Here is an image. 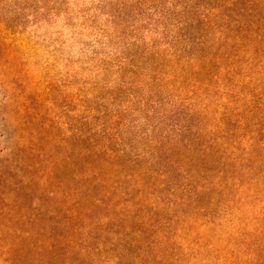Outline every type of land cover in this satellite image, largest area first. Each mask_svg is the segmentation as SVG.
<instances>
[{
  "label": "rangeland",
  "instance_id": "374dc122",
  "mask_svg": "<svg viewBox=\"0 0 264 264\" xmlns=\"http://www.w3.org/2000/svg\"><path fill=\"white\" fill-rule=\"evenodd\" d=\"M204 8L259 36L199 63L232 48ZM77 138L166 189L95 255L58 201L13 183L17 156ZM0 264H264V0H0Z\"/></svg>",
  "mask_w": 264,
  "mask_h": 264
},
{
  "label": "trees",
  "instance_id": "16d2710c",
  "mask_svg": "<svg viewBox=\"0 0 264 264\" xmlns=\"http://www.w3.org/2000/svg\"><path fill=\"white\" fill-rule=\"evenodd\" d=\"M261 1L250 0V4L253 6ZM235 2L237 3L238 0ZM249 9L250 12L253 11L252 8ZM213 12L212 9L204 8L201 14L203 23L218 16L217 12ZM226 15L228 14L219 15V21L214 25L219 33L216 44L228 45L227 32L232 31V43L230 44L232 48L227 52H222L221 55H216L213 52L216 49L213 42L206 48L208 53L197 56L199 63L210 65L224 57L233 60L244 50L245 45L241 44L245 41L244 39L249 40L254 34L256 37L259 36L256 35L255 30L248 32L245 29L243 31L236 28L234 24L238 23L237 20H230L229 24L225 25ZM247 24L255 26L256 21H253L251 17ZM229 25L234 29L231 30ZM243 34H245L244 38ZM201 44L204 43L201 41ZM204 48L203 45L200 51ZM28 152L23 157H16L18 159L15 172L20 178L18 177L13 183L22 188L34 189L35 197L42 201H58L59 210L64 214L68 225L76 235L74 239L76 247L87 250L93 255L95 251H101L102 247H107L106 244L112 243L107 240L109 236L113 241L118 238L119 232L116 228L120 221L126 220L125 231H136V223H142L143 219L146 220L144 216L147 215L148 206L155 204L154 202L148 203L150 195L155 192L162 195L166 192L162 186L163 181H159L161 188L154 186L155 182H150L151 179L155 180L152 171H144V173L130 171L128 173L130 167H136L138 160L125 158L119 154L117 158H112L111 152L106 151L102 145L99 146L95 140L77 138L74 140L72 150L61 157L46 153L39 148H32ZM126 164L130 167L124 169ZM106 165L111 166L114 172L119 171L117 172L119 175L110 174ZM22 168L24 170H21ZM164 174L165 171H161L157 176L162 178ZM123 180L128 183L127 186ZM203 182L205 183L204 179ZM201 187L197 185L196 188ZM145 230L146 228L138 231L144 233Z\"/></svg>",
  "mask_w": 264,
  "mask_h": 264
}]
</instances>
